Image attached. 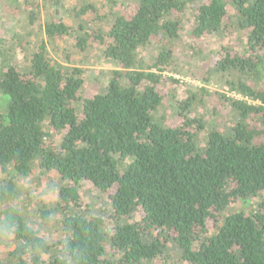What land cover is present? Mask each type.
Masks as SVG:
<instances>
[{
  "label": "trees",
  "instance_id": "obj_1",
  "mask_svg": "<svg viewBox=\"0 0 264 264\" xmlns=\"http://www.w3.org/2000/svg\"><path fill=\"white\" fill-rule=\"evenodd\" d=\"M213 40L225 92L178 95L175 49ZM58 43L118 69L84 97ZM42 175L55 199L28 213ZM0 264H264V0H0Z\"/></svg>",
  "mask_w": 264,
  "mask_h": 264
},
{
  "label": "rangeland",
  "instance_id": "obj_2",
  "mask_svg": "<svg viewBox=\"0 0 264 264\" xmlns=\"http://www.w3.org/2000/svg\"><path fill=\"white\" fill-rule=\"evenodd\" d=\"M120 8V7H119ZM118 8V10H120ZM57 16H59V10L56 11ZM211 41V43H213ZM206 43H194L188 44L185 43L184 45L180 44L177 49H175L177 54V60L179 61L178 65V73L175 75H171L174 79H178L181 83V87L178 86L177 92L178 95L183 93L186 88L189 87H205L210 92L217 91L218 93L225 92V89L219 87L217 83V76L213 72H207L208 67L211 66L213 62V49L211 48L218 46V43L211 44ZM73 44V43H71ZM191 48H187L188 46ZM211 46V47H210ZM199 47H202L203 52L202 54H197L195 50H198ZM57 48L59 52L63 49H66V53L68 54L67 57L70 58V66H77L84 70V89H83V96L89 97L103 87V85L107 82V80L111 76L112 70H117V64L109 59H104L100 53L102 45L99 43H88L87 51H83L82 54L85 57H81L76 54V51L71 49L70 44L68 43H58ZM192 49H194L192 51ZM73 51V53L71 52ZM178 51V52H177ZM57 51L55 57L60 59V53ZM193 53L195 55H193ZM55 53H53L54 55ZM74 54V55H73ZM73 56V57H72ZM72 57V58H71ZM143 59H147V55H142ZM80 60V61H79ZM207 75V83L201 81L202 75ZM170 73L164 72L162 74L163 77L169 76ZM205 75V76H206ZM219 75V74H218ZM164 86H161V90L168 94L175 85H171V83L164 82ZM160 86V85H159ZM158 86V87H159ZM165 104L169 105L170 98H164ZM163 104V103H162ZM75 108L78 109V103H75ZM168 113V111H166ZM173 113V111L171 110ZM169 115V114H168ZM167 115V116H168ZM167 122L170 126L178 125L181 120L178 117L169 115L167 118ZM24 188L21 189V205L27 206V211L30 213L32 210L35 211L37 205H48L47 203H51L52 200L55 199L54 188L55 186H59L58 179L50 176L49 179L46 178L44 175L40 177L39 180L36 178H29L26 182H24ZM79 193L81 195V203L80 206L82 208H86L90 206L92 208H98L105 204V198L102 196H98L92 189L89 183L83 182L79 188ZM96 198H100L97 202ZM36 227L38 226L41 229V234L45 237L47 241H56L59 237L58 231L53 225L49 226H41L38 224L36 220Z\"/></svg>",
  "mask_w": 264,
  "mask_h": 264
}]
</instances>
